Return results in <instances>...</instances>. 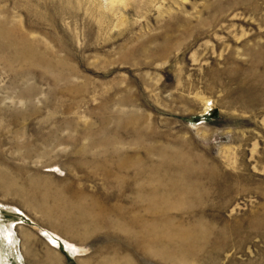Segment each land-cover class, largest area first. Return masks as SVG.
<instances>
[{
  "label": "rangeland",
  "instance_id": "rangeland-1",
  "mask_svg": "<svg viewBox=\"0 0 264 264\" xmlns=\"http://www.w3.org/2000/svg\"><path fill=\"white\" fill-rule=\"evenodd\" d=\"M58 261L264 264V0H0V264Z\"/></svg>",
  "mask_w": 264,
  "mask_h": 264
},
{
  "label": "crops",
  "instance_id": "crops-1",
  "mask_svg": "<svg viewBox=\"0 0 264 264\" xmlns=\"http://www.w3.org/2000/svg\"><path fill=\"white\" fill-rule=\"evenodd\" d=\"M48 235V234H47ZM50 241H51V243H52V240L55 242V244H53V245H57V242L52 238V237H50V238H48ZM65 245H66V247L67 248H72V246H70L69 244H67V243H65ZM60 253V252H59ZM46 264H50V263H46ZM52 264H56V263H52ZM57 264H60V261H58L57 262Z\"/></svg>",
  "mask_w": 264,
  "mask_h": 264
},
{
  "label": "bare ground",
  "instance_id": "bare-ground-1",
  "mask_svg": "<svg viewBox=\"0 0 264 264\" xmlns=\"http://www.w3.org/2000/svg\"><path fill=\"white\" fill-rule=\"evenodd\" d=\"M12 213H18V212H17L16 209H12ZM59 215H60V214H59ZM8 246H9V249H10V250H13V246H12V244H10V241H9V245H8Z\"/></svg>",
  "mask_w": 264,
  "mask_h": 264
}]
</instances>
